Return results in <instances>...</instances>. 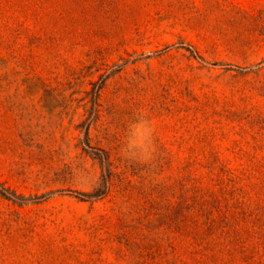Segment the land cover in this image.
Listing matches in <instances>:
<instances>
[{
  "label": "rangeland",
  "instance_id": "1",
  "mask_svg": "<svg viewBox=\"0 0 264 264\" xmlns=\"http://www.w3.org/2000/svg\"><path fill=\"white\" fill-rule=\"evenodd\" d=\"M0 264H264V0H0Z\"/></svg>",
  "mask_w": 264,
  "mask_h": 264
},
{
  "label": "trees",
  "instance_id": "2",
  "mask_svg": "<svg viewBox=\"0 0 264 264\" xmlns=\"http://www.w3.org/2000/svg\"><path fill=\"white\" fill-rule=\"evenodd\" d=\"M104 164V163H103Z\"/></svg>",
  "mask_w": 264,
  "mask_h": 264
}]
</instances>
